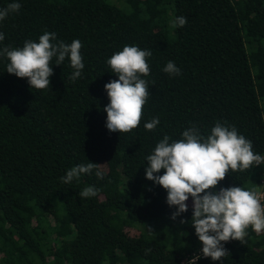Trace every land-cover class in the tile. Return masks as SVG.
Here are the masks:
<instances>
[{"label":"trees","instance_id":"obj_1","mask_svg":"<svg viewBox=\"0 0 264 264\" xmlns=\"http://www.w3.org/2000/svg\"><path fill=\"white\" fill-rule=\"evenodd\" d=\"M14 0H0V8ZM0 21V51L39 42H81L84 68L71 80L70 59L50 64L45 89L6 72L0 55V264H264V231L246 229L229 252L204 257L188 211L175 220L167 191L146 179V157L165 135L176 141L195 126L219 122L250 140L264 157V0H15ZM185 17L183 27L171 21ZM150 50L149 86L140 125L109 132L105 84L118 79L107 61L124 46ZM169 61L179 75L164 72ZM153 118L152 131L144 125ZM96 169L63 183L69 169ZM264 164L229 170L215 189L256 191ZM164 170L154 175H163ZM93 186L97 195L80 197ZM185 223L181 224L180 221Z\"/></svg>","mask_w":264,"mask_h":264},{"label":"clouds","instance_id":"obj_2","mask_svg":"<svg viewBox=\"0 0 264 264\" xmlns=\"http://www.w3.org/2000/svg\"><path fill=\"white\" fill-rule=\"evenodd\" d=\"M21 4L12 2L7 7L0 8V21L9 14L20 10ZM187 23L185 17H176L171 21L173 28L183 27ZM5 36L0 33V41ZM82 45L79 40L71 44L58 41L54 32H45L39 37V42L25 41L22 48L4 47L0 55H5L10 61L6 72L18 78H27L31 88L45 89L50 85L53 67L50 64L53 57L55 65H61L67 58L74 69L71 80L81 76L84 68L80 53ZM150 50H141L137 46H124L116 52L107 63L112 73L118 79L106 83L109 103L104 107L106 112V128L109 132L127 133L140 125L143 107L149 96V86L142 76L150 73L147 57ZM164 72L179 75L180 69L169 61ZM159 124L157 118L145 123L146 130L152 131ZM167 135L155 146L152 154L146 157V179L162 186L167 191V204L176 206L172 219L188 211L189 197L193 200L191 224L195 234L202 243L204 257L218 261L229 252L222 242L229 240L243 241L246 229L251 228L260 233L264 231V205L261 197L254 190L232 186L212 191L222 181L229 170L243 171L251 166L264 164V157L254 153L252 142L239 134L235 127H227L217 123L211 134L204 137L195 126L182 132V138L170 143ZM96 169L95 175L102 179L99 163L89 162L72 167L62 177L63 183L79 180L82 175L90 174ZM164 170L163 175H154ZM80 197H93L97 189L85 187ZM186 221L181 220L183 224ZM199 255L192 257L188 264H196Z\"/></svg>","mask_w":264,"mask_h":264},{"label":"built area","instance_id":"obj_3","mask_svg":"<svg viewBox=\"0 0 264 264\" xmlns=\"http://www.w3.org/2000/svg\"><path fill=\"white\" fill-rule=\"evenodd\" d=\"M256 192L260 194L261 204L264 205V169L262 171V178L259 183V188L256 190Z\"/></svg>","mask_w":264,"mask_h":264},{"label":"rangeland","instance_id":"obj_4","mask_svg":"<svg viewBox=\"0 0 264 264\" xmlns=\"http://www.w3.org/2000/svg\"><path fill=\"white\" fill-rule=\"evenodd\" d=\"M190 203H193V202H191V201H189Z\"/></svg>","mask_w":264,"mask_h":264}]
</instances>
